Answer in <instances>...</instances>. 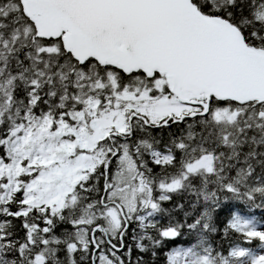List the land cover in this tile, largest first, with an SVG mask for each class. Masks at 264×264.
<instances>
[{"label":"snow or ice","instance_id":"1","mask_svg":"<svg viewBox=\"0 0 264 264\" xmlns=\"http://www.w3.org/2000/svg\"><path fill=\"white\" fill-rule=\"evenodd\" d=\"M0 264H264V0H0Z\"/></svg>","mask_w":264,"mask_h":264}]
</instances>
